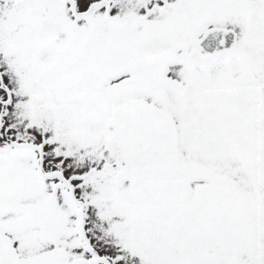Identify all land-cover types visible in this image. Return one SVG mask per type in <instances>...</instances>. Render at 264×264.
<instances>
[{"label": "snow or ice", "instance_id": "snow-or-ice-1", "mask_svg": "<svg viewBox=\"0 0 264 264\" xmlns=\"http://www.w3.org/2000/svg\"><path fill=\"white\" fill-rule=\"evenodd\" d=\"M0 264H264V0H0Z\"/></svg>", "mask_w": 264, "mask_h": 264}]
</instances>
